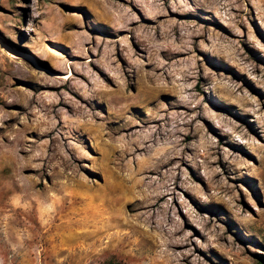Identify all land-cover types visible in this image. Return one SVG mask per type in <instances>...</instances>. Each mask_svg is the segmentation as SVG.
Returning <instances> with one entry per match:
<instances>
[{
    "label": "rangeland",
    "instance_id": "rangeland-1",
    "mask_svg": "<svg viewBox=\"0 0 264 264\" xmlns=\"http://www.w3.org/2000/svg\"><path fill=\"white\" fill-rule=\"evenodd\" d=\"M107 262L264 264V0H0V264Z\"/></svg>",
    "mask_w": 264,
    "mask_h": 264
},
{
    "label": "bare ground",
    "instance_id": "bare-ground-1",
    "mask_svg": "<svg viewBox=\"0 0 264 264\" xmlns=\"http://www.w3.org/2000/svg\"><path fill=\"white\" fill-rule=\"evenodd\" d=\"M12 53L14 54V56H13L14 58L25 59V60H29V61L34 62V60L31 58V56H29V54H26V53L20 52V51H13ZM38 68H40V67L38 66Z\"/></svg>",
    "mask_w": 264,
    "mask_h": 264
},
{
    "label": "trees",
    "instance_id": "trees-1",
    "mask_svg": "<svg viewBox=\"0 0 264 264\" xmlns=\"http://www.w3.org/2000/svg\"><path fill=\"white\" fill-rule=\"evenodd\" d=\"M106 264H117V263H113V262H107ZM120 264V263H119Z\"/></svg>",
    "mask_w": 264,
    "mask_h": 264
}]
</instances>
